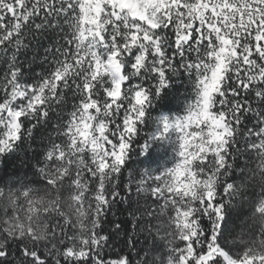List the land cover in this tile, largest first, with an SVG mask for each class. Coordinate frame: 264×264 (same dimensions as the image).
Wrapping results in <instances>:
<instances>
[{"label":"snow or ice","instance_id":"1","mask_svg":"<svg viewBox=\"0 0 264 264\" xmlns=\"http://www.w3.org/2000/svg\"><path fill=\"white\" fill-rule=\"evenodd\" d=\"M0 264H264V0H0Z\"/></svg>","mask_w":264,"mask_h":264}]
</instances>
